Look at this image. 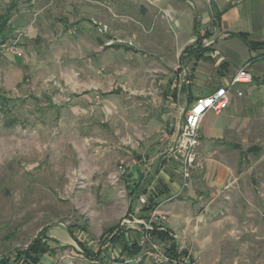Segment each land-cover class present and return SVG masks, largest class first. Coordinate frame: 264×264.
Instances as JSON below:
<instances>
[{"label": "rangeland", "instance_id": "rangeland-1", "mask_svg": "<svg viewBox=\"0 0 264 264\" xmlns=\"http://www.w3.org/2000/svg\"><path fill=\"white\" fill-rule=\"evenodd\" d=\"M30 1L0 0V13L9 7L12 13L7 39L0 44V94L13 99L0 104V257H8L9 264H30L17 253L25 251L43 229L48 233L56 225L53 231L59 236L68 238V229L76 240L57 241L60 244L55 247L52 264H105L85 256L82 248L91 254L97 249L107 251L101 246L102 230L107 224L118 223L126 211L124 171L139 165L135 153L145 149L143 142L157 146L167 138H162L163 132L167 136L174 132L173 113L164 127L153 131L158 108H151L147 97L137 95L141 89L138 79L143 75L146 87L160 95L172 70L145 63L160 61L171 53L176 60L177 50L194 41L190 30L183 43L176 42L173 52L167 51L161 38H165L166 28L157 21L165 15L170 25L185 20L191 24L192 15H196L199 31H215L209 18L202 20V13L209 15L211 0H197L198 5L195 0H171L178 11L171 18L161 11H147L149 6L140 0H78L88 8L78 18L85 24L80 37L94 49L86 47L77 53L74 22L67 24L62 34L45 32L47 28L59 32L55 27L57 10L48 14L49 19L37 30L36 10L64 0ZM99 3L109 7L110 14ZM14 12H18L16 17ZM102 12H106L109 31L98 34L90 17ZM153 30L161 35H150ZM121 38H133V44L118 43ZM214 38L216 35L208 39ZM8 43L18 46L21 56L8 52ZM260 49L263 51L251 58L258 68L264 65V46ZM183 61L192 64L194 59ZM253 81L255 85L263 82L264 74L256 71ZM110 90L116 93L106 95ZM255 128L233 140L239 147H224L238 154L237 169L252 181L263 210L250 219L254 226L232 229L214 264H264V124ZM119 166L122 176L109 180L110 173H121Z\"/></svg>", "mask_w": 264, "mask_h": 264}, {"label": "crops", "instance_id": "crops-1", "mask_svg": "<svg viewBox=\"0 0 264 264\" xmlns=\"http://www.w3.org/2000/svg\"><path fill=\"white\" fill-rule=\"evenodd\" d=\"M139 3L149 6L146 7L149 12L158 13L161 11L170 18L173 13H178L171 0H140ZM79 4L78 0H64L40 6L36 10L35 17L37 30L40 29L44 20L49 19L48 14L57 10L55 12H58L59 15L55 18L57 20L55 27L59 29V32L57 30L54 32L51 29L49 31V28L45 32L52 35L54 33L62 34L65 26L74 22L71 25L77 32L75 36L78 37L75 41L79 46L76 47V53L83 49L86 51V47L89 50L94 49L90 43L84 45L85 42L80 37L85 33L83 29L85 24L78 18L88 8L84 4ZM99 4L104 8V11L110 14L109 7L103 3ZM198 4L196 2V5ZM189 5L191 6L190 1ZM188 12L186 15L190 18ZM96 14L98 16L90 17L91 23L98 34H105L109 31L107 24L109 21L105 17L106 12ZM17 15L18 12H14V16ZM160 17L162 20L159 19L157 24L162 23V26L166 28L165 38H161L167 44L165 48L167 51L173 52L176 42L183 43L190 35V30H192L194 41L183 44L177 50L176 60L171 53L168 57L163 56L159 59L160 61L151 60L149 64L145 63L146 66L159 65L172 70L168 78L165 79L164 90L158 96L151 87H146L147 80H144L143 75H140L141 78L138 79L141 89L137 95L147 97L151 108H158V123L153 131L164 127L169 119L168 116L172 113L176 118L175 125L182 122L185 109L198 95L206 94L218 85H227L236 71L246 63L247 70L251 74V81L235 85L230 103L225 110L219 114L208 112L202 118L199 127L200 141L195 149V164L191 168L186 187H181L178 163L170 152L176 138L175 129L174 132L168 134L165 141L157 146L153 145L152 141L143 142L145 151L137 149L138 151L135 153L139 165L130 166L127 171H124L126 173L122 177L128 197L126 211L119 218L118 223L107 224L102 230L104 236L101 246H105L107 251L103 252L97 249L93 254H98L94 258L102 263L105 262L108 255L116 257L124 254L126 252L125 245L135 244L137 236L132 227V219L143 216L149 203L163 201L162 208L168 211V222L163 229L154 231L155 237L169 246L172 241L174 249L192 246L198 254L201 264H214L220 258L223 244L226 237L231 236L232 229L241 231V228L254 226V224H250V219L257 212L263 210L262 201L257 199L252 181H247L237 169L238 154L224 146L239 147L238 143L234 141L239 139L241 133L257 130L255 125L264 124V81L258 85H255L253 81L256 71L264 74V65L258 68L256 62H251V58L263 50L259 47L251 48L238 36L229 35V33H245L249 41L264 42V0H211L209 15L207 12L202 13V20L205 17L209 18L212 26L215 27V31H213L217 34L212 33L213 31L209 29L199 31L196 15H192L191 24H187L185 20L180 25L175 22L170 25L165 15ZM188 18L186 19L190 21ZM123 21L126 24L130 23L126 22V18ZM24 28L28 29L27 26ZM34 34H38V31H35ZM150 35L159 37L161 34L157 30H153ZM215 35L216 38L208 39ZM116 41L128 45L133 44V38H121ZM227 41L231 43L224 45ZM104 44L112 46L113 43L105 42ZM113 46L120 47L118 44H113ZM124 48L129 50V47ZM185 58H193L194 62L186 64L183 61ZM89 66H92L91 62ZM189 68L192 69L193 81H190L189 78ZM144 87L147 92H144ZM237 92H240V95ZM113 93L116 91L110 90L106 92V95ZM120 172L110 173L108 179L111 181L117 179L123 174V171ZM148 192L152 197L147 205H143L138 201V196ZM260 195L263 196L262 193ZM242 213L245 215L242 216ZM54 226L48 233L46 230L45 237L41 238V243L44 244L46 250L39 256V264H52L55 247L60 244L57 241L70 243L76 240L68 229V238L59 236L53 231ZM113 226L116 228L111 232L109 229ZM158 232H165L167 236L162 237ZM113 236L114 239L111 240Z\"/></svg>", "mask_w": 264, "mask_h": 264}, {"label": "built area", "instance_id": "built-area-1", "mask_svg": "<svg viewBox=\"0 0 264 264\" xmlns=\"http://www.w3.org/2000/svg\"><path fill=\"white\" fill-rule=\"evenodd\" d=\"M5 49L13 55L21 56V51L14 43L6 44ZM250 81L251 74L247 70L246 63L236 71L227 85H218L208 93L198 95L186 109L183 121L174 126L176 138L170 152L178 163L182 188L188 185L190 171L195 164V149L200 141L199 127L202 118L208 112L219 114L225 110L230 103L235 85ZM237 94L240 95V92ZM165 137H167L166 132H163L162 138ZM118 168L123 171L121 166ZM150 197H152L151 193H144L138 196V201L146 205ZM162 202L152 204L143 216L132 219V227L137 234L135 244L139 250L116 257L108 255L105 264H201L192 246L176 247L173 252H170L169 245L155 237L154 231L163 229L168 222V211L162 208Z\"/></svg>", "mask_w": 264, "mask_h": 264}, {"label": "trees", "instance_id": "trees-1", "mask_svg": "<svg viewBox=\"0 0 264 264\" xmlns=\"http://www.w3.org/2000/svg\"><path fill=\"white\" fill-rule=\"evenodd\" d=\"M11 7H9L7 9L6 12L4 13H0V44L1 45H4L6 39H7V26H8V21L11 17ZM230 36H238L239 38L243 39L247 44L248 46H250L251 48H255V47H263L264 46V42H252V41H249L247 40V36L245 33H229ZM190 50V49H189ZM193 50L191 49V52ZM13 99H10L6 96H3L0 94V104L2 102H8V101H12ZM3 108L1 107L0 105V110H2ZM147 205V204H146ZM152 206L151 203H149L147 206H146V210L149 209L150 207ZM116 228V226H113L111 227L109 230L112 232L114 229ZM45 232H46V229H43L42 231V234L40 235L39 238H36L33 243L31 245L28 246V248L25 250V251H21V252H18L17 253V256H19L18 258L20 257H23L24 259V262H26L25 260H27L30 264H39V256L41 255L42 252H44L46 249H45V246L43 243H41V238L42 237H45ZM156 232V230H155ZM158 234L160 236H167V234L165 235V232H158ZM114 239V236L112 237L111 240ZM171 241V239H170ZM81 246H83L81 243H79ZM174 244L173 242L171 241L170 242V246H169V251L170 252H173L174 251ZM124 250H126L125 254H132V253H135L139 250V247L132 243L131 245L129 246H126L124 247ZM83 253L90 257V258H94L96 255L98 256V254H91L90 252H88L87 249H85L83 247L82 249ZM33 262V263H32ZM0 264H9V258L8 257H4L2 256V258L0 259Z\"/></svg>", "mask_w": 264, "mask_h": 264}]
</instances>
